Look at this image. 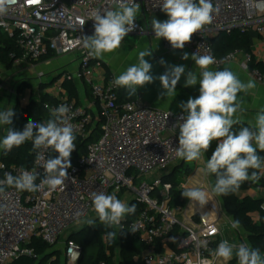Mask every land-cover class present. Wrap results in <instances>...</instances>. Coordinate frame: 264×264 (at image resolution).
<instances>
[{
    "label": "built area",
    "instance_id": "1",
    "mask_svg": "<svg viewBox=\"0 0 264 264\" xmlns=\"http://www.w3.org/2000/svg\"><path fill=\"white\" fill-rule=\"evenodd\" d=\"M136 2L144 15L164 13L163 0ZM212 3L219 11L213 13L210 24L194 34L183 49H173L164 39L165 48L210 55L215 63L209 67L214 68L241 62L257 81L264 82V74L249 66L256 60L252 53L235 49L219 56L212 44V38L221 31L254 29L264 34V0H212ZM107 7L116 5L112 0H15L8 13L0 17V29L14 37L22 50L20 56L11 54L14 64L39 62L49 55L80 54L79 69L60 75L50 92L55 101L44 106L50 113L61 104L71 109L68 116L74 126L76 148L70 156L72 167L67 170L68 179L55 191L47 186L36 192L4 187L0 192V264H12L21 255H32L34 250L29 244L34 237L56 247L69 227L97 216L92 204L93 192L119 198L123 190L134 194L145 207L134 220L128 222L124 218L115 226L135 229L136 239L144 246L141 255L144 264H201L202 261L216 264L218 258L214 252L225 240L219 219L196 221L181 206H172L169 199L172 184L161 179L138 183L143 176L163 170L180 159L175 153L179 146V128L174 126L183 123L187 114L153 108L140 96L121 101L120 88L113 83L115 76L103 74L97 78L95 68L102 67V63L88 56L87 50L78 43V38L94 34L90 14ZM135 24V30L130 33L144 31L140 22L136 20ZM75 78L91 86L93 100L80 103L69 96L64 84ZM98 122L101 123L99 137L86 144L84 154L74 158L78 141L87 139ZM37 151L43 152L45 160L58 156L51 148ZM37 151L31 166L0 160L3 165L0 180L4 179L5 172L15 176L27 170L39 174L35 181L39 184L45 170L44 161L37 159ZM175 229L179 230L175 236L177 247L159 249V243L163 246ZM82 250L75 240L67 239L64 249L67 264H77Z\"/></svg>",
    "mask_w": 264,
    "mask_h": 264
},
{
    "label": "clouds",
    "instance_id": "2",
    "mask_svg": "<svg viewBox=\"0 0 264 264\" xmlns=\"http://www.w3.org/2000/svg\"><path fill=\"white\" fill-rule=\"evenodd\" d=\"M15 0H0V17L5 16ZM115 8L107 7L96 10L90 14L94 21V34L78 38V43L87 50L90 57L100 58L105 53L114 52L121 46L125 37L136 28V16L140 4L136 0H112ZM162 11L167 19L160 21L155 17L151 20V28L157 38L166 39L173 49H183L190 42L193 35L201 31L205 25L213 20V13L219 8H214L212 0H163ZM151 50H143L138 54V63L128 67L126 71L114 78V85L125 89V93L132 97L137 89L154 81L151 75L152 64L145 57L152 55ZM184 60L189 59L184 53ZM195 65L201 69L199 78L192 70L188 71L185 87L199 83V96L189 98L180 107L187 113L183 123H177L179 128V146L175 149L176 156L188 162L200 160L211 142L219 141L215 151L206 163V168L201 169L207 173L215 174L216 182L212 191L217 195H228L239 190L244 181H257L260 173L249 169H264V157L257 154V149L264 152V109H261L255 118V125L242 127L238 132H233V125L240 123L236 114L242 111V102L238 93L247 94L256 87L253 80L242 82L231 70H208L215 63L210 55H191ZM161 64L165 62L160 61ZM185 74L183 65L169 66L158 77L164 95L175 93L176 86ZM70 107L61 104L54 108L51 117L46 122L28 120L22 131L7 128L6 135L0 140V149L5 152L19 147L27 141L32 142L35 150L51 148L58 156H51L45 160L42 151H37V159L44 161L42 167L45 175L40 183L35 181L38 173L21 170L19 175L4 173L0 180V192L4 187H14L18 191L36 192L45 186L50 191H55L64 185L68 179L67 170L72 167L70 156L75 150L74 126L70 123L68 113ZM14 110L9 108L0 111V125H11ZM147 144V143H146ZM3 167V165H0ZM190 203L203 207L208 203V192L200 187L185 188L181 192ZM92 204L100 223L104 226H119L127 215H134L136 205L129 206L115 195L104 192L92 193ZM79 215V214H77ZM91 225L94 221L89 220ZM239 226V221H234L233 228ZM131 232H135L133 228ZM109 239L115 237L116 232L107 233ZM215 257L223 261L232 260L235 255L238 264H264L258 248L241 243L239 245L221 241L214 252ZM201 264H210L202 261Z\"/></svg>",
    "mask_w": 264,
    "mask_h": 264
},
{
    "label": "trees",
    "instance_id": "3",
    "mask_svg": "<svg viewBox=\"0 0 264 264\" xmlns=\"http://www.w3.org/2000/svg\"><path fill=\"white\" fill-rule=\"evenodd\" d=\"M212 44L215 52L219 56H223L235 49H241L244 52L251 53V36L249 30L233 29L231 31H221L214 38ZM20 56L22 50L14 37L0 29V63L12 67L14 65V58L11 54ZM51 57V55L47 56ZM251 69H258L264 74V61L254 60L250 63ZM89 93H91V86L83 81ZM64 88L68 91L71 98L79 101L78 86L75 82H65ZM121 88L119 89V98L121 95ZM55 99L47 92L40 91L37 98H33L26 106H21L17 103L14 107V116L12 117L11 128L22 131L28 120L41 121L48 120L51 113L45 109L46 103H53ZM128 101V100H126ZM101 123L98 122L93 129L92 134L87 139L78 141V150L74 153V158L86 151V144L90 141H95L100 135ZM240 126H234L233 132H238ZM219 141H212L209 149L205 152L208 160ZM37 150L33 149L32 142L27 141L19 147H14L3 155L2 160L8 164H20L24 166H31L35 153ZM257 154L264 157V152L257 149ZM257 171L260 173V179L257 181H244L239 190L235 193H230L226 196L219 195L224 209L233 217L234 221H239V229L243 234L247 235L252 248H258L261 255H264V197L254 198L251 196L239 197V192L246 191L257 186L264 187L263 169L254 170L249 169V173ZM187 173L191 172V168L186 169ZM214 183L216 176L213 174ZM164 181H170L172 188L170 190V204L172 206H183L188 199L183 197L177 171L171 173L169 176L163 177ZM125 190L120 193V198ZM136 205V212L134 215H127L128 222L134 220L138 214L144 209V204L133 199L130 202ZM93 224H86L82 228L71 233L68 239L75 240L83 248L80 259L77 264H99L106 262V264H144L141 260V255L144 246L138 242L134 232L125 227L123 229L117 228L115 225L111 227L104 226L100 223L98 216L92 220ZM116 232V236L109 239L107 233ZM179 230L175 229L172 236L179 235ZM29 246L34 250L32 255H21L15 259L12 264H60V250L52 247L44 242L41 238L34 237ZM64 264V263H61ZM228 264H238V260L234 257Z\"/></svg>",
    "mask_w": 264,
    "mask_h": 264
},
{
    "label": "crops",
    "instance_id": "4",
    "mask_svg": "<svg viewBox=\"0 0 264 264\" xmlns=\"http://www.w3.org/2000/svg\"><path fill=\"white\" fill-rule=\"evenodd\" d=\"M154 17L160 21H164L168 18L166 13L150 16L142 14V12L139 10L136 16V20L141 23L144 31L129 33L122 41L121 46L118 49L111 53H105L100 58H96L97 61H100L102 63V67H96L95 74L97 78L103 74H112L117 77L121 73L126 71L128 67L138 63V54L140 51L151 50L153 51L152 55L146 56L145 59L150 64H152L150 74L153 75L154 81L138 88L136 95L132 97H129L125 93V89L121 88L122 90L120 100H132L140 96L145 104L153 108L172 111L175 113L184 112L180 105L182 103H186L190 97H198L200 87L199 83L194 86L185 87L184 85L186 74L188 71L192 70L197 74L199 78L201 69L197 67L195 65V62L191 59L192 53L190 51L167 49L164 46V38L159 39L155 37V34L151 28V20ZM249 33L251 36V53L254 55L256 60L264 61V34L261 35L254 29H250ZM184 53H188L189 59L184 60L182 58ZM161 60H163L165 63L161 64ZM39 62L47 63L53 66L54 70H59L60 75L62 73H73L80 67V54L75 52L66 56L44 57ZM173 65H183L185 67V74L181 76V79L176 86L175 93L166 96L164 95L165 90L163 89L158 77L162 75L169 66ZM225 68L231 70L242 82L246 83L249 80H253L256 84V87L250 89L247 94L238 93V99L242 102L241 107L243 110L239 111L236 114V116L239 117L240 123L233 125V127L240 126L241 128L252 127L255 125V118L257 113L261 109H264V82L257 81L252 76L249 69L243 63L238 61L228 62L221 68L209 67L208 70L216 71ZM97 78L95 79V81H97ZM72 82H75L78 86V102L87 103L93 100L92 94L87 91L82 80L75 78L74 80H72ZM51 90L52 88L47 89L44 92L50 94ZM37 97L24 95L23 97H21L19 103L21 104V106H26L33 98ZM16 104L17 103L12 104L11 106L7 105V107L5 108L4 103H0V111H5L9 108L14 109ZM8 127H10V125H0V140H2V138L6 135ZM5 153L6 152L3 149H0V160H2V157L3 155H5ZM207 161L208 158L204 152L202 159L189 162V165H187L184 169L186 160L183 159L182 162L174 167V170L172 169L165 176H169L171 173H173V171H177V174L184 173V180L182 179L181 181V178H179V181L181 182V188L185 189L191 187H200L206 190L209 194V201L207 204L201 207L198 204L195 205L190 203L188 200L185 205L181 206L183 208V212L185 211L188 215L193 216L196 221L200 222L211 219H219V223L221 225L225 240L229 241V243L232 242L233 244L235 242L234 244L239 245L240 243L238 242V239L240 235L243 234L239 227L226 228L224 230V226L226 224L223 220L224 214H228L231 226L234 220L232 215H230L224 209L220 196L212 191L215 185L213 174H206V172L201 171V169L206 168ZM189 167L191 168V172L187 173L186 169ZM262 172L264 174V169ZM151 175L153 174L147 175V177H151ZM162 182L171 184L170 181H164L163 179ZM125 192L128 191L125 190ZM246 196H251L254 198L264 197V187L257 186L255 188L239 192V197L242 198ZM118 199H120V195ZM158 247L159 249L163 250H165L166 248L175 249L177 247V240L175 236H172L168 238L165 243H163V246L160 242ZM228 263L229 261H223L222 259L220 261V258H218L216 264Z\"/></svg>",
    "mask_w": 264,
    "mask_h": 264
},
{
    "label": "rangeland",
    "instance_id": "5",
    "mask_svg": "<svg viewBox=\"0 0 264 264\" xmlns=\"http://www.w3.org/2000/svg\"><path fill=\"white\" fill-rule=\"evenodd\" d=\"M35 63L36 62L28 64L15 63L12 67H8L0 63V103H4L5 108L7 107V105L11 106L12 104L19 103L21 97H23L24 95L30 97H37L40 91L44 92L47 89L52 88L57 79L60 77L59 70H54L53 66L43 62H39L36 64ZM182 161L183 159L177 160L173 164L169 165L167 168L163 170H158L156 171V173H152L153 175H151V177L143 176L138 183H140L141 180L148 182L157 179L162 180L164 175H166L172 169L174 170V167ZM187 165H189L188 161L185 162L184 169ZM184 175V173H180L178 174V178H181L182 181V179L184 180ZM133 199H136V197L131 192L123 193L120 198L121 201L125 202L129 206L130 202ZM96 217L97 216H92L82 223L72 225L63 233V235L59 239L58 245L56 246V248L60 250V264H67L64 249L65 242L70 237L71 233L75 230L82 228L86 224H89L88 221L94 220ZM125 218H127V216ZM223 220L226 223L224 226V230L226 228H232L228 214H224ZM238 242L240 244L244 243L250 246V242L246 234H241L238 239ZM261 256L264 257V255ZM234 257L235 255L233 256V258Z\"/></svg>",
    "mask_w": 264,
    "mask_h": 264
},
{
    "label": "water",
    "instance_id": "6",
    "mask_svg": "<svg viewBox=\"0 0 264 264\" xmlns=\"http://www.w3.org/2000/svg\"><path fill=\"white\" fill-rule=\"evenodd\" d=\"M91 134H92V133H90V134L87 136V138H89V137L91 136Z\"/></svg>",
    "mask_w": 264,
    "mask_h": 264
}]
</instances>
